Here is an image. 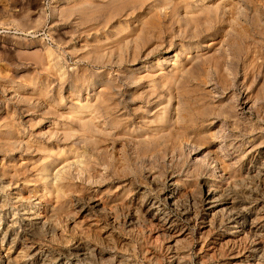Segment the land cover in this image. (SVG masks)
Instances as JSON below:
<instances>
[{
  "label": "rangeland",
  "instance_id": "374dc122",
  "mask_svg": "<svg viewBox=\"0 0 264 264\" xmlns=\"http://www.w3.org/2000/svg\"><path fill=\"white\" fill-rule=\"evenodd\" d=\"M0 264H264V0H0Z\"/></svg>",
  "mask_w": 264,
  "mask_h": 264
},
{
  "label": "bare ground",
  "instance_id": "6f19581e",
  "mask_svg": "<svg viewBox=\"0 0 264 264\" xmlns=\"http://www.w3.org/2000/svg\"><path fill=\"white\" fill-rule=\"evenodd\" d=\"M214 201V200H213Z\"/></svg>",
  "mask_w": 264,
  "mask_h": 264
}]
</instances>
